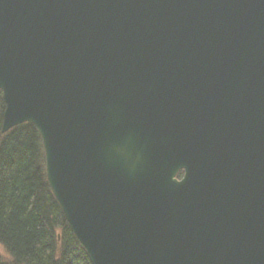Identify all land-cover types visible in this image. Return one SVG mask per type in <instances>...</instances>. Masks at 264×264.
Masks as SVG:
<instances>
[{"label": "water", "instance_id": "obj_1", "mask_svg": "<svg viewBox=\"0 0 264 264\" xmlns=\"http://www.w3.org/2000/svg\"><path fill=\"white\" fill-rule=\"evenodd\" d=\"M0 94L90 264H264V0H0Z\"/></svg>", "mask_w": 264, "mask_h": 264}, {"label": "trees", "instance_id": "obj_2", "mask_svg": "<svg viewBox=\"0 0 264 264\" xmlns=\"http://www.w3.org/2000/svg\"><path fill=\"white\" fill-rule=\"evenodd\" d=\"M4 103L0 94V127ZM0 264H90L46 179L41 138L31 124L0 136Z\"/></svg>", "mask_w": 264, "mask_h": 264}, {"label": "rangeland", "instance_id": "obj_3", "mask_svg": "<svg viewBox=\"0 0 264 264\" xmlns=\"http://www.w3.org/2000/svg\"><path fill=\"white\" fill-rule=\"evenodd\" d=\"M0 260L9 261L8 255L6 254V252L2 246H0Z\"/></svg>", "mask_w": 264, "mask_h": 264}, {"label": "flooded vegetation", "instance_id": "obj_4", "mask_svg": "<svg viewBox=\"0 0 264 264\" xmlns=\"http://www.w3.org/2000/svg\"><path fill=\"white\" fill-rule=\"evenodd\" d=\"M239 126H240V123H239Z\"/></svg>", "mask_w": 264, "mask_h": 264}]
</instances>
